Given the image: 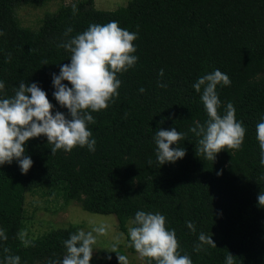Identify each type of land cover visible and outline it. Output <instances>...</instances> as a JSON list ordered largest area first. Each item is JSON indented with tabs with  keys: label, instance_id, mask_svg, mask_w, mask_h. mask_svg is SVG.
Masks as SVG:
<instances>
[{
	"label": "trees",
	"instance_id": "16d2710c",
	"mask_svg": "<svg viewBox=\"0 0 264 264\" xmlns=\"http://www.w3.org/2000/svg\"><path fill=\"white\" fill-rule=\"evenodd\" d=\"M45 1L0 0V81L5 84L0 98L13 96L21 82H38L55 106L53 114L67 113L52 95V73L70 63L71 53L57 45L92 23L116 20L122 29L138 31L133 41L138 61L118 73L122 84L114 103L91 113L94 152L76 146L52 154V145L41 135L25 142V155L33 160L26 174L15 159L0 165V229L7 235L0 239V264L6 255H19L20 264H48L65 254L63 242L77 226L24 244L26 194L43 188L58 190L65 202L78 201L86 211L116 215L126 234L138 210L160 212L166 228L176 231L178 251L190 255L193 264H225L228 252L235 264H264V207L257 204L264 192V166L256 138L264 115V0H131L112 11L98 9L95 0H78L48 15L37 30L21 25L16 8ZM69 27L73 31L66 37ZM215 69L231 79L230 86H217L218 113L223 115L231 102L246 133L240 150L222 149L211 161L197 150L199 137L190 128L208 119L200 99L203 88L198 93L193 84ZM158 81L167 87H158ZM173 127L186 133L178 141L186 155L159 165L154 134ZM201 232L217 247L194 251ZM110 251L93 255L90 264H119L117 253ZM145 260L149 264L150 258Z\"/></svg>",
	"mask_w": 264,
	"mask_h": 264
},
{
	"label": "clouds",
	"instance_id": "9594fccd",
	"mask_svg": "<svg viewBox=\"0 0 264 264\" xmlns=\"http://www.w3.org/2000/svg\"><path fill=\"white\" fill-rule=\"evenodd\" d=\"M72 12H78L76 4L72 5ZM73 31L71 27L65 30L66 37ZM0 35L3 32L0 31ZM139 33L122 29L119 22L112 20L107 24L92 23L88 28L65 42L57 45L71 53L70 63L60 66L59 74L52 73V93L55 100L67 113L55 111L49 101L47 93L42 90L38 82H21L14 95L0 98V165L11 164L15 159L22 174H26L33 165L30 156L25 155V142L30 138L44 135L52 145L51 153L58 150L72 151L76 146L87 147L95 151L96 140L92 138V131L88 125L95 124L92 112L107 109L119 96L118 89L122 81L118 73L125 72L135 66L138 57L133 41L138 39ZM48 64L47 61L43 62ZM158 75L164 76L160 69ZM68 81L71 84L63 83ZM230 86L231 79L220 69L201 76L194 84L196 92L201 93L200 99L204 105L208 119L203 123L197 122L190 128L198 140V151L206 159L215 161L217 153L222 149L240 150L242 148L246 127L242 121H237L234 105L229 102L224 114L218 113L221 100L217 86ZM158 87L166 88V83L158 81ZM5 88L0 81V90ZM145 91L143 87L139 89ZM257 140L260 150V165L264 166V115L256 125ZM186 133L171 129L159 128L154 134L156 145V162L159 165L175 163L186 155V149L178 146V141L184 139ZM176 144L177 147H171ZM152 164V160L148 161ZM218 175L221 173H217ZM259 207H264V192L257 197ZM187 227L193 232L195 227L188 221ZM128 229L130 246L141 257L150 258L156 264H193L188 254H181L175 229L166 228V217L160 212H145L138 210ZM96 233L94 235L93 233ZM106 227H95L91 231L83 229L71 233L64 240L65 254L62 257L50 259L48 264H90L94 254V245L98 235H105ZM0 239L7 240L5 230L0 229ZM199 242L194 245V251L199 253L204 245L217 247L211 236L201 232ZM25 246L30 242L25 240ZM117 245H112V251L117 253L119 264H129L128 258L116 251ZM10 250L4 249L5 253ZM111 256H107L111 260ZM235 256L228 252L225 264H235ZM5 264H20L19 255H6Z\"/></svg>",
	"mask_w": 264,
	"mask_h": 264
},
{
	"label": "rangeland",
	"instance_id": "374dc122",
	"mask_svg": "<svg viewBox=\"0 0 264 264\" xmlns=\"http://www.w3.org/2000/svg\"><path fill=\"white\" fill-rule=\"evenodd\" d=\"M78 0H49L41 3L20 4L16 16L21 25L33 30L39 29L48 15L55 13L66 4ZM131 0H95L96 7L102 10H116ZM77 226L78 230L91 231L95 227L105 226L106 234L97 236L94 256L102 257L103 250H121L128 258L129 264H147L145 257L130 249L129 236L119 228L116 215H102L86 211L78 201L65 202L62 194L50 188L39 189L26 194L25 221L22 230L23 240L31 241L52 230ZM131 221L128 223L132 227ZM96 235V233H93Z\"/></svg>",
	"mask_w": 264,
	"mask_h": 264
}]
</instances>
